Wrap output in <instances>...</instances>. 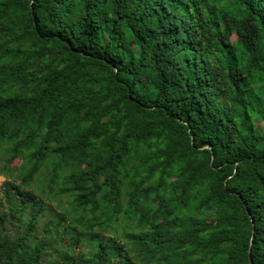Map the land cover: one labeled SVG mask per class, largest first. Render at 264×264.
<instances>
[{
	"label": "trees",
	"instance_id": "16d2710c",
	"mask_svg": "<svg viewBox=\"0 0 264 264\" xmlns=\"http://www.w3.org/2000/svg\"><path fill=\"white\" fill-rule=\"evenodd\" d=\"M3 148L0 264H264V0H0Z\"/></svg>",
	"mask_w": 264,
	"mask_h": 264
},
{
	"label": "rangeland",
	"instance_id": "374dc122",
	"mask_svg": "<svg viewBox=\"0 0 264 264\" xmlns=\"http://www.w3.org/2000/svg\"><path fill=\"white\" fill-rule=\"evenodd\" d=\"M4 147H6L5 143H4ZM3 151H4V148H3V150L0 153V161H1V163H2V161L5 158V154L3 153ZM18 164H19V161L18 160H14L11 163V165H10V169L11 170L14 169L16 166H18ZM46 172H47L46 168H42L41 169L39 175L34 179L32 184L29 186L30 190H32L35 193H38L39 190H41V188L43 186V183H44V176H45ZM5 180H6V177L0 176V186ZM0 192H1V189H0ZM1 210L2 211L7 210V205H6L4 199H2ZM50 210L51 211H55V212L59 211L57 206H56V201L51 202ZM50 220H52L51 225H53V221H55V219H54L53 215L50 214V212H47L45 214V216L42 217V219L40 221V224L38 225L36 230L32 232V234L34 235L35 239L39 240V239L42 238L43 234L45 233L43 224H44V222L50 221ZM22 226H23L22 223L20 221L16 220V219H11V222L7 223L8 232L11 233L12 235L22 234L23 233V227ZM49 227H51L52 231H54V228L52 226H49ZM52 252H53V250H52ZM47 255L44 254L43 258L45 259V257H47ZM56 256L57 255L55 253H53V257H56Z\"/></svg>",
	"mask_w": 264,
	"mask_h": 264
}]
</instances>
